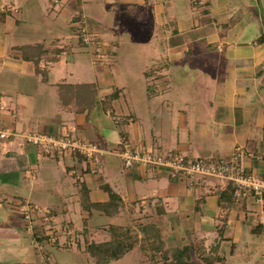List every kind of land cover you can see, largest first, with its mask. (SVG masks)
<instances>
[{
    "label": "crops",
    "instance_id": "crops-1",
    "mask_svg": "<svg viewBox=\"0 0 264 264\" xmlns=\"http://www.w3.org/2000/svg\"><path fill=\"white\" fill-rule=\"evenodd\" d=\"M62 1L0 0V129L13 131L0 140V264H85L84 247L65 236L49 245L40 227L87 218L88 239L105 236L91 225L110 216L83 211L80 183L92 204L112 190L119 216L153 213L167 247L199 243V264H264V196L241 194L228 208L219 179L189 185L119 156L124 140L187 160H228L240 147L245 173L264 179V0ZM79 21L106 63L80 40ZM31 132L69 133L94 144L98 161L43 156L25 144ZM24 205L38 210L31 221Z\"/></svg>",
    "mask_w": 264,
    "mask_h": 264
},
{
    "label": "built area",
    "instance_id": "built-area-1",
    "mask_svg": "<svg viewBox=\"0 0 264 264\" xmlns=\"http://www.w3.org/2000/svg\"><path fill=\"white\" fill-rule=\"evenodd\" d=\"M59 7L63 5L62 0H52ZM78 34L80 40L88 47L93 48L95 60L106 63L109 54L105 52L103 45L97 41L94 33H90L84 22L79 21ZM5 108L3 95L0 94V112ZM13 136L9 128L0 129V140H8ZM24 142L37 150L43 156H54L55 154L75 153L82 154L91 164L98 161L99 150L92 143L81 142L69 133L49 135L40 132L27 133ZM243 151L237 147L228 160L224 159H203L187 160L184 155L178 152L161 154L152 148L139 144H133L128 140L121 142L119 156L125 167L138 166L142 168L164 169L171 178H182L187 184L193 185L198 178H216L225 183L231 182L234 188V197L241 194L253 193L260 199L264 196V179L251 173H245L243 169ZM23 218L31 221L37 210L35 206L24 205L21 207ZM44 222H52L45 219ZM47 226V225H46ZM49 226V225H48ZM47 226V227H48ZM46 227V228H47ZM50 227V226H49ZM54 231V230H53ZM48 231L46 239L55 241L54 231ZM33 245L42 250V245L33 239Z\"/></svg>",
    "mask_w": 264,
    "mask_h": 264
},
{
    "label": "trees",
    "instance_id": "trees-1",
    "mask_svg": "<svg viewBox=\"0 0 264 264\" xmlns=\"http://www.w3.org/2000/svg\"><path fill=\"white\" fill-rule=\"evenodd\" d=\"M80 38V37H79ZM116 92L102 101L104 108L109 106V103L116 98ZM109 200L105 204H92L89 202L87 190L83 183H80L79 195H80V207L89 213L91 210H98L103 212L107 216H111L117 212L120 208L119 197L107 188ZM234 199V188L231 182L226 184L224 191L219 196V204L225 207H231ZM142 238L139 242L140 249H147L151 257L155 258L157 253H160L163 257V264H197L196 258L202 255V246L199 243H194L187 246L174 247V249L167 250L163 246V239L161 238L159 229L154 225H149L147 229L141 228ZM84 238V252L88 256L95 259L98 264L109 263L111 261H117L121 259L125 254L130 252L137 246L138 240L134 235L130 227H120L116 225H109L108 234L110 240L105 243H93L89 242L87 238V232L82 231ZM218 230V235H220ZM167 257H171L168 259ZM168 260V261H167Z\"/></svg>",
    "mask_w": 264,
    "mask_h": 264
},
{
    "label": "rangeland",
    "instance_id": "rangeland-1",
    "mask_svg": "<svg viewBox=\"0 0 264 264\" xmlns=\"http://www.w3.org/2000/svg\"><path fill=\"white\" fill-rule=\"evenodd\" d=\"M88 25H89V23H88ZM87 28H88V26H87ZM88 30L90 33H94L92 31V29L88 28ZM147 205L148 204H143L142 207H146ZM122 206L123 205L121 204L120 208H122ZM144 210L146 211L144 214L134 211V214L133 215L129 214L128 218H125L124 216H119V210L117 212H113L114 214L110 216L109 221H111V222L109 223V225H116V226H120L123 228L130 227L132 229L134 235H136V237H137L138 244L130 252L125 254L121 259H119L117 261H111L109 263H103V264H163V262H165L162 258L163 256L160 253H157L155 255V258L153 259V257H151L149 255L150 253L148 251H146L147 249H140L139 242L143 236L142 232H141L142 227L147 229L149 225H154L155 227H157V229H159L161 238L163 239L159 224L157 222V219L155 218L156 216L153 213L147 212L148 211L147 209H144ZM83 211L86 212L85 210H83ZM116 216H118L117 219L115 218ZM82 220L83 219H81V222L80 221L77 222V224H76L77 227H75V228H72V227L67 228V227H65L66 225L64 223H62V225H61L62 227H61V226H57L55 222H50V223L49 222H42L40 225V227L42 228V233H43L41 239L42 240L44 238L46 239L48 237V236H46L47 235L46 233L48 231L54 230L57 233V235H56L53 231L54 237L56 240L55 241H48L46 239V242L49 245L53 246V245L60 243V236H62V237L65 236L66 237V238H64L65 241H67V240L71 241V242L73 241L74 243L78 244V246L80 248H83V245H84V242H83L84 238L83 237L84 236H83L82 231L84 230L87 232V238H88L89 237L88 234L90 232L89 231L90 227H89V224L87 223V218H85L84 221H82ZM103 220H105V219L103 218ZM46 225L47 226L49 225L50 227L49 226L47 227ZM109 225H106L103 222H97V221L95 224H92L91 225L92 229H94L95 231H100V234L103 233L105 236L101 237V238H96L97 242L90 241L89 239H88V241L96 243V244L108 242L110 240V236L108 234ZM71 230H74V231L72 232ZM162 241H163V246L165 249H167V250L174 249L172 247H167L164 240H162ZM33 247L36 248L34 245H33ZM36 249H38V248H36ZM81 257L83 259L80 258L79 256H76V257L71 256V257H69V260H73L74 262H80L82 259L83 262H85V264H92V262H93V264H98L95 261V259L90 257V256L88 257V256L83 254ZM167 258L170 259L171 257L170 258L167 257ZM201 258H202L201 256L200 257L198 256L195 259L197 264H199L198 260ZM46 261L48 263L51 262L50 260H46ZM73 261H71V263H74Z\"/></svg>",
    "mask_w": 264,
    "mask_h": 264
}]
</instances>
